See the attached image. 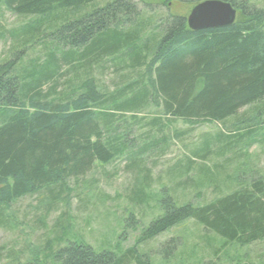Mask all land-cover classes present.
<instances>
[{"label":"trees","instance_id":"trees-1","mask_svg":"<svg viewBox=\"0 0 264 264\" xmlns=\"http://www.w3.org/2000/svg\"><path fill=\"white\" fill-rule=\"evenodd\" d=\"M96 1L0 0V6L17 16L41 18L40 28L29 27L23 32L28 40L39 36L41 24H50L51 16L79 12ZM223 1L236 10L232 25L191 31L185 18L168 16L154 48H149L139 41L141 27L136 25L138 11L133 0H114L71 19L60 18L64 20L60 26L45 32L44 38L53 49L42 63L32 64L19 73L13 62L0 65V206L43 189L60 190L65 180L86 175L96 163L105 165L127 157L134 167L139 156L159 143L152 141L131 153L132 146L128 143L132 140H127L130 128L125 126V132L121 133L119 126L128 122L125 114L137 113L149 104H154L164 117L196 125L223 123L239 110L262 102L264 11L246 0ZM127 25L130 28L124 29ZM10 32L15 33L7 32L9 37ZM3 35L0 31V37ZM103 58L130 71L144 68V73L111 94L103 92L88 76L70 92L58 91L59 79L65 75L61 71L63 66L70 70L80 66L90 69ZM130 121L138 122L135 117ZM159 122L155 119L151 124L161 128ZM235 129V134L219 132L204 139L201 148L191 152L192 158L209 160L215 152L211 150L212 142L224 141L218 154L222 156L234 151L242 141L257 136L253 128L245 127L241 133ZM260 129L263 141L264 126ZM256 140L244 141V147ZM146 170L142 169V178L132 187L130 201L135 206L150 199ZM200 172L202 178L196 181L187 174L181 184H191L196 189L203 185V176L213 177L205 166ZM205 181L208 185L213 183ZM49 193L53 203L56 198L53 189ZM158 205L161 216L142 230L133 247L97 252L82 240H67L65 246H60L58 239L54 243L55 252L50 255L53 263L151 264L150 257L141 253L139 246L189 220L225 243L239 247L264 240L261 176L252 177L248 183L200 206L177 205L167 193L161 196ZM129 220L136 224L133 216ZM3 221L1 216L0 225ZM177 240L171 238L163 243L159 254L167 258L178 247Z\"/></svg>","mask_w":264,"mask_h":264},{"label":"rangeland","instance_id":"rangeland-1","mask_svg":"<svg viewBox=\"0 0 264 264\" xmlns=\"http://www.w3.org/2000/svg\"><path fill=\"white\" fill-rule=\"evenodd\" d=\"M112 1L98 0L79 12L63 16L55 14L48 19L50 24H41L43 30L39 36L28 40L23 34L29 27L40 28L41 18L17 16L0 6V31L4 33V37H0V65L13 62L19 73L32 64L42 63L53 49L44 38L49 30L60 26L64 18L71 19ZM202 1L133 0L138 11L136 25L141 27L139 41L154 48L155 40L161 36V25L168 16L186 19ZM246 1L264 11V0ZM60 18H63L62 22ZM128 28V25L124 26V29ZM9 31L15 33L10 32L9 37ZM113 64L116 65L103 58L90 69L80 66L70 70L63 66L61 71L65 75L59 79L58 91L68 93L88 76L103 92L111 94L144 73V68L130 71ZM124 117L128 122L120 124L119 132H125V126L130 128L127 140H132L128 143L132 147L129 152L134 153L152 141L159 144L139 156L134 167L129 165L127 157L105 165L96 163L86 175L65 180L60 190L53 187L43 189L10 205L0 206V219L4 216L0 225V264H54L50 255L55 252L54 243L58 239L60 246H65L67 240H82L97 252L103 249L123 251L133 247L142 230L161 216L158 202L163 194H169L177 205L200 206L248 183L252 177L264 178V140L260 141L263 136L260 128L264 126V100L239 110L223 123L191 125L164 117L154 104ZM132 117L138 122H131ZM155 119L160 120L161 128L151 124ZM245 127L253 128L254 134L257 133L247 142L257 139L256 142L244 147V140L234 151L222 156L218 154L224 148V141L212 142L211 150L215 152L209 160L201 162L192 158L191 152L199 150L204 139H211L219 132L235 134V128L237 133H241ZM162 139L165 140L163 143L160 142ZM186 165L190 166L188 170ZM213 165H216L215 169ZM204 166L213 177L203 176V185L196 189L191 184L182 185L187 174L196 181L202 178L200 168ZM142 169H147L146 174L150 178L146 190L150 199L144 205L135 206L130 201L132 187L142 178ZM208 179L213 183L208 185L205 181ZM52 189L53 196H56L53 203L49 193ZM130 216H133L135 225L130 223ZM171 238L178 239V247L164 258L159 249ZM139 250L150 257L151 264H264V240L247 247L228 244L191 220L142 244Z\"/></svg>","mask_w":264,"mask_h":264},{"label":"water","instance_id":"water-1","mask_svg":"<svg viewBox=\"0 0 264 264\" xmlns=\"http://www.w3.org/2000/svg\"><path fill=\"white\" fill-rule=\"evenodd\" d=\"M236 15V10L226 1L204 0L191 10L185 21L191 31H201L228 27Z\"/></svg>","mask_w":264,"mask_h":264}]
</instances>
